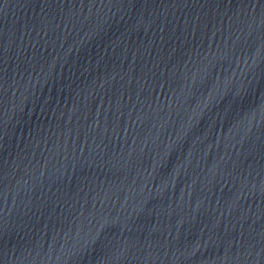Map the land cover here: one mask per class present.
<instances>
[{
    "label": "water",
    "instance_id": "95a60500",
    "mask_svg": "<svg viewBox=\"0 0 264 264\" xmlns=\"http://www.w3.org/2000/svg\"><path fill=\"white\" fill-rule=\"evenodd\" d=\"M0 264H264V0H0Z\"/></svg>",
    "mask_w": 264,
    "mask_h": 264
}]
</instances>
